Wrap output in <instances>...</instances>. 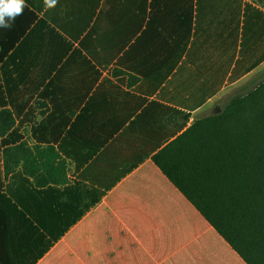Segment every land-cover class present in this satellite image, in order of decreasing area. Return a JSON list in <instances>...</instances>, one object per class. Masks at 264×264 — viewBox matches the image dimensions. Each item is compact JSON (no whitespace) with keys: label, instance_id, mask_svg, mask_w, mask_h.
<instances>
[{"label":"crops","instance_id":"0c3cea01","mask_svg":"<svg viewBox=\"0 0 264 264\" xmlns=\"http://www.w3.org/2000/svg\"><path fill=\"white\" fill-rule=\"evenodd\" d=\"M25 2L0 28V264H246L151 157L264 70V7Z\"/></svg>","mask_w":264,"mask_h":264},{"label":"trees","instance_id":"16d2710c","mask_svg":"<svg viewBox=\"0 0 264 264\" xmlns=\"http://www.w3.org/2000/svg\"><path fill=\"white\" fill-rule=\"evenodd\" d=\"M179 116L152 162L246 264H264V83L190 126Z\"/></svg>","mask_w":264,"mask_h":264},{"label":"clouds","instance_id":"9594fccd","mask_svg":"<svg viewBox=\"0 0 264 264\" xmlns=\"http://www.w3.org/2000/svg\"><path fill=\"white\" fill-rule=\"evenodd\" d=\"M57 3L58 0H43V7L45 11H50ZM26 7L25 0H0V28L11 29Z\"/></svg>","mask_w":264,"mask_h":264},{"label":"rangeland","instance_id":"374dc122","mask_svg":"<svg viewBox=\"0 0 264 264\" xmlns=\"http://www.w3.org/2000/svg\"><path fill=\"white\" fill-rule=\"evenodd\" d=\"M250 1L258 4L261 7H264V0H250ZM262 83H264V70H262L259 74L255 75L249 81H247L244 85H242V87H239L235 91L228 94V96H226V98H224V102H226V104H227L232 98H234L236 96H244L247 93L253 91L254 88H256L257 86H259ZM226 104L224 103L222 105H219L218 107H215L214 109L212 108L211 110H209L207 112H202V113L197 115V118L203 119V118L208 117V116L218 115L221 113V111L223 110V107ZM216 109H219V112L217 114L214 113ZM254 243L255 242H253V244ZM257 247H259V245H257Z\"/></svg>","mask_w":264,"mask_h":264},{"label":"water","instance_id":"95a60500","mask_svg":"<svg viewBox=\"0 0 264 264\" xmlns=\"http://www.w3.org/2000/svg\"><path fill=\"white\" fill-rule=\"evenodd\" d=\"M218 112H219V109H216L214 113L217 114Z\"/></svg>","mask_w":264,"mask_h":264}]
</instances>
